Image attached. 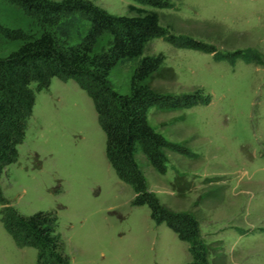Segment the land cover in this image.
Wrapping results in <instances>:
<instances>
[{"label":"rangeland","instance_id":"rangeland-1","mask_svg":"<svg viewBox=\"0 0 264 264\" xmlns=\"http://www.w3.org/2000/svg\"><path fill=\"white\" fill-rule=\"evenodd\" d=\"M114 15L129 4L154 10L161 35L143 55L160 57L147 79L165 97L147 110L149 125L170 144L162 171L135 155L146 188L167 211L191 214L208 264H264V0H167L152 8L134 0H89ZM21 35L41 31L35 18L0 0V57ZM188 38L202 46L184 47ZM128 66L110 81L127 93ZM33 104L17 156L0 175V193L22 215L55 214L69 264H187L188 244L146 205H132L130 186L104 155L92 101L70 79L30 82ZM184 94L206 104L175 110ZM2 204H0V210ZM178 222V218L170 219ZM0 219V264H35Z\"/></svg>","mask_w":264,"mask_h":264},{"label":"trees","instance_id":"trees-1","mask_svg":"<svg viewBox=\"0 0 264 264\" xmlns=\"http://www.w3.org/2000/svg\"><path fill=\"white\" fill-rule=\"evenodd\" d=\"M33 16L40 25L38 34H24L16 48L0 57V175L17 156L16 145L24 136L33 93L56 77L70 79L92 101L97 123L105 138L104 155L116 177L128 184L132 205H146L156 224L165 222L188 246L187 264H208L206 249L198 244V229L189 213L174 214L146 188L143 173L135 160L141 153L156 171H162L165 149L170 144L154 131L146 117L148 108L165 96L151 90L147 79L156 70L160 57L143 55L146 44L161 35L154 10L129 4V15H114L89 0H6ZM152 8L165 7L167 0H134ZM184 47L202 46L185 38ZM118 66H128L127 93H119L110 81ZM208 97L184 94L168 103V109L206 104ZM0 219L18 247L36 250L35 264H69L55 232L56 217L50 211L22 215L4 202L0 193ZM178 218V222L170 219Z\"/></svg>","mask_w":264,"mask_h":264}]
</instances>
